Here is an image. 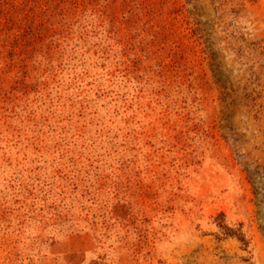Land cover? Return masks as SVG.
<instances>
[{"label": "rangeland", "instance_id": "1", "mask_svg": "<svg viewBox=\"0 0 264 264\" xmlns=\"http://www.w3.org/2000/svg\"><path fill=\"white\" fill-rule=\"evenodd\" d=\"M0 264H264V0H0Z\"/></svg>", "mask_w": 264, "mask_h": 264}]
</instances>
